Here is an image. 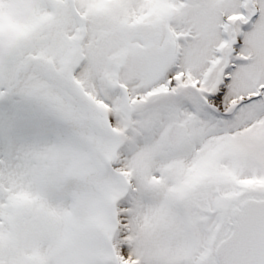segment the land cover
<instances>
[{
    "label": "snow or ice",
    "instance_id": "6c2138e0",
    "mask_svg": "<svg viewBox=\"0 0 264 264\" xmlns=\"http://www.w3.org/2000/svg\"><path fill=\"white\" fill-rule=\"evenodd\" d=\"M0 264H264V0H0Z\"/></svg>",
    "mask_w": 264,
    "mask_h": 264
}]
</instances>
